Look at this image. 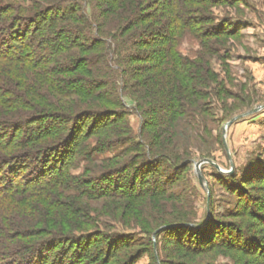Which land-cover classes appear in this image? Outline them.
Wrapping results in <instances>:
<instances>
[{
    "label": "trees",
    "instance_id": "obj_1",
    "mask_svg": "<svg viewBox=\"0 0 264 264\" xmlns=\"http://www.w3.org/2000/svg\"><path fill=\"white\" fill-rule=\"evenodd\" d=\"M163 1H151L156 7L144 13V0H0V264H134L137 260L139 253L132 251L135 239L129 233L85 229L86 215L66 207L64 192L99 195L121 206L120 200H125L123 206H128L131 219L138 223L142 202L172 193L191 164L190 157L181 158L188 155L179 150L180 123H193L197 130L206 125L197 116L201 104L184 100L192 91L185 77L192 63L168 46L150 57L154 71L163 66L176 75L168 80L170 89L161 104L163 116L159 122L151 117L157 109L149 105L144 114L150 117L141 116L140 133L126 148L131 147L139 161L124 156L126 149L107 160L119 162L128 176L111 171L108 182L97 189L93 183L99 178L84 181L71 174L75 155L88 157L92 150L80 147L88 134L115 147L122 142L108 134L125 119L124 100L129 97L131 79L124 66L129 64L128 52L142 42L136 40L133 29L147 20L161 22L162 16L175 30L177 24L188 25L193 4L200 0H165L162 10ZM104 77L109 81L104 82ZM97 81L105 87L98 91L85 88ZM22 107L27 111L22 112ZM4 128L9 131L5 133ZM102 146L93 148L102 151ZM25 160H32V166L26 167ZM256 169V178L263 180L264 169ZM41 207L47 218L31 221L26 228L34 230L23 229L17 215L22 209ZM59 211L65 214L60 217ZM168 216L166 221H144L141 232L151 235L163 226L156 236L172 230L171 235L179 240L192 242L197 237L200 243L205 239V235L202 239L196 235L205 229L199 227L202 222L177 213ZM68 220L79 227L67 229ZM213 237L203 249H211ZM51 250L53 261H49Z\"/></svg>",
    "mask_w": 264,
    "mask_h": 264
},
{
    "label": "rangeland",
    "instance_id": "obj_2",
    "mask_svg": "<svg viewBox=\"0 0 264 264\" xmlns=\"http://www.w3.org/2000/svg\"><path fill=\"white\" fill-rule=\"evenodd\" d=\"M144 1V9H147L144 13L153 12L156 7L151 4L153 0ZM193 7L189 24H177L176 30L167 24L168 18L163 16L159 18L161 22L147 20L136 25L133 29L138 35L136 40L142 42L128 52L129 66H124L126 75L131 79L129 97L124 100L126 120L120 122L116 132L108 134L110 138L122 142L115 147L88 134L80 147L82 151L89 147L92 150L88 157L75 155L77 158L71 169L72 176L84 181L99 178L98 183H93L97 189L108 182L107 176L111 171L128 176L127 170L118 165L119 162L113 164L107 160L136 141L141 116L144 115L143 119L150 117L144 114V111H149V105L157 109L151 117L159 122L163 116L161 104L165 92L170 89L168 80H174L176 75L163 66L154 71L150 57L155 56L159 49L171 46L179 58L192 63L185 74L189 77L192 91L184 100L186 104L194 101L201 104L197 116L206 125L197 130L193 123H180L179 150L188 155L181 158L190 157L191 164L185 168L183 179L177 184L179 187L172 193L142 202L144 205L140 209L138 223L131 219L132 211L128 206H123L125 200H120L121 206L117 200L113 202L99 195L96 198L77 196L73 194L76 191L66 189L65 202L68 203L65 205L86 215L84 226L91 232L115 230L129 233L135 239L132 251L139 253L134 264H264V179L255 175L256 168L264 169V0H200L199 3L194 2ZM160 8H166L165 0ZM107 79L103 81L108 82ZM100 84L103 83L97 81L85 88L98 91L105 87ZM172 84L178 85L175 81ZM153 91L157 92L155 96ZM80 103L84 105V102ZM20 110L27 111L25 107ZM51 113L53 110H50ZM183 116L189 118V114ZM5 129L7 133L9 130ZM149 130L145 131V135ZM96 144L103 145L104 150H94ZM126 150L124 156L139 161L131 147ZM204 159L212 163L201 164L197 171L195 164ZM23 164L30 167L32 160H25ZM135 186L139 187V184ZM172 195L174 198H169ZM61 202L64 204L63 200ZM55 213L52 211L51 215L55 216ZM169 213L202 222L199 227L205 229L196 235L199 234L201 239L205 235V239L200 243L196 242L197 237L192 242L179 240L176 235L172 236V230L156 236V231L163 226L151 235L141 232V223L156 218L158 222L169 220ZM64 214L59 211L58 215L61 217ZM17 217L25 226L23 229L34 230L33 227H26L31 221L45 220L46 209H22ZM210 218L213 220L209 223ZM69 220L66 221L69 223L67 229L79 227ZM208 230L210 233H206ZM229 236L241 240H231ZM211 237V249H203ZM179 244L183 248H177ZM53 255L51 250L49 261H53Z\"/></svg>",
    "mask_w": 264,
    "mask_h": 264
},
{
    "label": "water",
    "instance_id": "obj_3",
    "mask_svg": "<svg viewBox=\"0 0 264 264\" xmlns=\"http://www.w3.org/2000/svg\"><path fill=\"white\" fill-rule=\"evenodd\" d=\"M203 163H212V161L211 160H209V159H204V160H202V161H200V162H198V163H196L195 164V169L198 171L199 170V167H200V165L201 164H203ZM216 166V165H215ZM217 167V166H216ZM199 181L200 182H202L203 181V179H202V176L201 175H199Z\"/></svg>",
    "mask_w": 264,
    "mask_h": 264
}]
</instances>
